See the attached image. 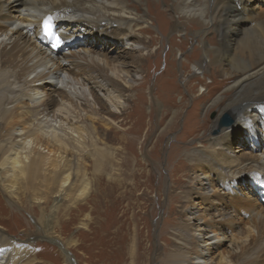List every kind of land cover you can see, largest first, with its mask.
<instances>
[{"label":"bare ground","instance_id":"obj_1","mask_svg":"<svg viewBox=\"0 0 264 264\" xmlns=\"http://www.w3.org/2000/svg\"><path fill=\"white\" fill-rule=\"evenodd\" d=\"M253 1L177 0L171 7L180 20L176 29L190 25L198 30L194 37L202 45L204 58L195 66L197 71L204 70L203 62L207 69L215 67L226 89L211 101L206 86V92L196 99L191 124H198L195 113L199 107H208L207 112L218 109L219 116L211 124L205 116L200 128L204 132L198 136L201 142L188 148L185 160L178 162L187 163L194 172L184 192L189 205V231L175 229L176 249L167 255L164 264L264 261V141H257L264 133V10L254 11L249 5ZM153 2H146L148 14L157 12L159 1ZM143 4L144 0H0V187L5 193L14 196L22 184L52 171L50 186L56 197L52 216L63 201L71 198L74 178L79 173L74 165L83 162V156L98 165L117 155L103 151L98 133L103 127L113 131L117 126L113 117L125 116L134 85L143 77L142 65L157 54L145 40L152 29L150 15L141 8ZM49 14L66 41L65 53L53 54L42 35L43 19ZM161 14L157 13L156 20ZM85 28L92 30L86 35L88 40L78 36L87 32ZM109 35L122 42V50L109 47L111 41L100 46L94 39ZM209 35H216L218 40L212 38L210 42ZM131 57L138 63L128 71L130 65L122 58ZM226 113L251 139L252 147L247 144L246 149L242 148L249 150V159H233L236 154L230 146L239 140L231 137L232 128L212 136L219 129L220 115ZM166 114L172 115L170 126L164 129L168 131L181 113L170 109ZM136 129L137 134L143 128L139 125ZM137 139L133 140L135 144ZM225 155L230 157L226 159ZM179 182L182 179L172 186V200L176 198L173 190L181 188ZM248 183L262 196L261 203L243 204L238 199L236 193L248 189ZM88 190L87 184L77 189L69 200L71 205L83 199ZM197 199L202 205L209 202L221 208L209 219L202 213L200 216L208 220L201 222L205 219L197 216L201 212L197 211ZM32 201L41 210V205L48 203L38 197ZM170 212L174 213L173 205ZM243 220L244 230L233 233ZM225 224L230 227L227 231ZM46 226L43 233H52L51 221ZM6 236L0 231V264H38L30 242L18 244ZM225 241L228 251H218ZM136 242L129 248L128 264H135ZM66 249L63 264H74ZM31 253L33 259L29 258Z\"/></svg>","mask_w":264,"mask_h":264},{"label":"rangeland","instance_id":"obj_2","mask_svg":"<svg viewBox=\"0 0 264 264\" xmlns=\"http://www.w3.org/2000/svg\"><path fill=\"white\" fill-rule=\"evenodd\" d=\"M158 1V9L153 6L157 12L153 14H148L147 0L141 6L143 12L150 15L149 24L152 29L145 36V40L157 54L142 65L143 77L134 85L135 91L132 100L127 102L125 116L113 117L117 125L114 126L115 131H107L103 127L99 130L100 134L98 133L99 146L103 151L106 149L117 155L114 158L110 156L112 159L98 165H94L88 156H83L85 160L74 165L79 173L74 178L71 198L60 204L53 217L50 212L56 204V197L50 186L54 175L52 171H44L32 179L33 181L22 184V189L18 190L16 196L5 193L0 187V231L13 242L16 241L15 243L30 242L34 253H38V256L37 253L34 256L37 257L38 264H63L66 256L63 248L68 249V255L74 264H128L131 261L128 251L135 241V264H164L167 255L173 254L176 249L175 229L189 231L186 211L189 205L184 198V192L194 172L187 167V163L178 162L182 158L185 160L188 148L201 142L199 137L204 130L200 128L205 116L207 115L206 119L211 124L219 116V111L214 109L207 112L208 107H199L195 113L198 124H191L189 119L196 99L206 92V86L211 94V101L226 88L215 67L207 69V63L203 62L202 72L195 68L204 58L203 48L197 37H194L198 33L195 27H174L180 24L178 16L171 8L177 0ZM249 5L254 11L264 10V0H255ZM159 11L163 14L158 21L156 17ZM85 30L86 33H79L80 39H87L86 35L92 31L88 28ZM212 38L218 40L216 35H209L210 42ZM94 39L99 40L100 46L111 41L108 46L111 45L115 51L124 47L114 36H96ZM65 51L63 49L61 53ZM122 59L130 65L128 71L137 66L135 57ZM169 69L170 73H167ZM207 74L212 75L211 78L205 77ZM192 86H196L193 92L190 90ZM170 109L179 110L181 115L177 117L173 127L166 131L164 129L170 126L168 123L172 116L166 112ZM103 112L106 115L105 110ZM224 116L229 115H220L219 123ZM229 117L235 121L232 116ZM139 125L143 129L136 134ZM233 126L230 127L232 129L229 128L231 137L234 141L239 140L230 146L236 154L233 159H249V150L242 151V148L247 144L252 147L251 139L235 122ZM223 129H218V134H215V130L212 136H220ZM260 136L261 139L257 141L263 143L264 133ZM134 138H138L137 144L133 142ZM206 143L204 142V146ZM126 157H129L128 163H125ZM228 157L230 156L225 155L226 159ZM179 178L182 179L179 182L181 188L173 190L176 198L172 200V186H176L174 182ZM214 179L216 182L217 177ZM84 184L89 187L88 194L71 205L69 200L73 199L72 195ZM248 184V189L238 190V199L243 204L256 201L261 203L263 198L260 193L252 191L251 184ZM36 190L39 191L36 193ZM35 197L48 200V203L41 205L42 210L40 206L32 203ZM177 197H181L180 200ZM195 203L199 205L197 211H201L197 216L208 214V219L221 208V205H212L209 202L202 205L200 199L195 200ZM172 205L174 213L170 212ZM200 217L201 220L205 219L201 222L208 220L204 216ZM243 218L245 219L244 216ZM50 221L52 233L48 231L45 234L43 231L47 230L46 225ZM238 225L233 232L235 234L240 229L244 230L245 220L239 221ZM225 227V231L230 228L228 224ZM227 245V241L223 242L218 251H228ZM29 258L33 259L32 253ZM259 264H264V261Z\"/></svg>","mask_w":264,"mask_h":264},{"label":"water","instance_id":"obj_3","mask_svg":"<svg viewBox=\"0 0 264 264\" xmlns=\"http://www.w3.org/2000/svg\"><path fill=\"white\" fill-rule=\"evenodd\" d=\"M234 125V121L229 116H224L219 123V130L223 128H229ZM219 130L215 134L219 133Z\"/></svg>","mask_w":264,"mask_h":264}]
</instances>
